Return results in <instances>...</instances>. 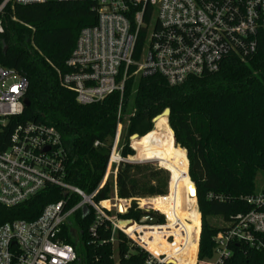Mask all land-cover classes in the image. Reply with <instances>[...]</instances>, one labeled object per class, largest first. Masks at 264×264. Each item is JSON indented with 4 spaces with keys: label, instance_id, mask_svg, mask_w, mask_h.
Instances as JSON below:
<instances>
[{
    "label": "trees",
    "instance_id": "16d2710c",
    "mask_svg": "<svg viewBox=\"0 0 264 264\" xmlns=\"http://www.w3.org/2000/svg\"><path fill=\"white\" fill-rule=\"evenodd\" d=\"M3 1L0 0V5ZM94 6V0H48L26 5L11 1L4 7L0 14L3 28L0 64L26 77V98L30 106L25 107L21 115L9 119L0 132V148L7 146L18 124L53 125L69 149L67 180L91 194L106 170L120 104L123 117L135 110L130 118H122L125 130L121 154L124 157L135 156L129 144L134 134L144 142L169 136L188 152L186 158V152L178 148L182 154L184 180L179 194L182 205L179 214L190 231L191 242L181 248L182 238L173 243L167 241L170 234L177 237L182 234L181 225L175 226L178 217L172 202L156 205L166 212L170 222L167 226L143 229L132 221L121 225L131 235L136 229L143 231L139 239L155 254L174 256L178 264H193L198 248L194 241L198 238L195 227L200 226L201 214L199 259H207L213 254L215 234L225 228L232 216L250 210L251 205L244 197L255 193L257 173L264 170V33L260 35L255 54L245 60L230 56L216 73L190 77L175 86L160 75L130 76L122 97L116 90L102 101L84 106L76 101L75 93L62 84L61 77L69 71L66 60L81 29L97 21ZM142 45L140 40L135 58L139 57ZM134 70L132 67L130 73ZM166 108L171 109L169 118L161 116L153 123V118ZM97 140L104 145L95 147ZM162 173V170H151L148 164L121 163L116 177L117 197L122 200L166 194L167 180ZM190 179L197 187L200 212L191 219V224L185 221L190 209L189 197L193 196L189 190ZM113 187V178H110L95 199H110ZM63 197L59 188L48 186L18 206L0 205V225L17 219L33 220L48 203ZM103 205L110 208L111 202L105 201ZM120 208L124 213L123 204ZM141 214L133 202L126 213L119 215L139 220ZM215 218H221L224 225H215ZM92 220L91 214L84 217L77 214L76 222L64 225L61 238L75 245L71 228H79L78 252L83 264H115L111 257L113 246L109 242L111 228L102 227L92 236L88 232ZM233 249L234 259L229 264H264L261 252L243 244ZM117 252L119 264H144L146 258L144 251L131 248L121 231L117 232Z\"/></svg>",
    "mask_w": 264,
    "mask_h": 264
},
{
    "label": "built area",
    "instance_id": "2783aa9c",
    "mask_svg": "<svg viewBox=\"0 0 264 264\" xmlns=\"http://www.w3.org/2000/svg\"><path fill=\"white\" fill-rule=\"evenodd\" d=\"M11 1L26 5L48 0H4L0 14ZM94 1L97 21L81 29L66 60L69 71L61 77L62 84L72 90L76 101L84 106L100 102L116 90L122 97L130 76L160 75L169 85L175 86L190 77L216 73L230 56L245 60L255 54L260 35L264 33V0ZM2 30L0 21V32ZM140 40L142 49L135 58ZM132 67L135 70L130 73ZM27 90L26 77L0 64V132L11 117L24 112ZM134 114L135 110H131L123 117L120 104L106 170L98 188L91 194L67 180L69 149L56 127L28 122L13 129L7 146L0 148V205L18 206L48 186L59 188L64 197L48 203L33 220L17 219L0 225V264H83L77 247L80 229L74 227L77 230L75 245L61 238L64 225L73 223L71 218L76 214L93 216L88 228L92 236H96L102 227L111 228L109 242L113 246L111 257L115 264H119V254L117 252L116 260L114 254L118 231L125 234L131 248L146 253L144 264H178L174 256L155 254L139 239L144 235L143 231L136 229L133 235L129 234L112 215V208L116 209L117 215L120 213L116 187L120 164L146 162L133 160V155L124 157L121 154L122 118L126 120ZM131 143L132 137L130 146ZM103 145L99 140L94 143L95 147ZM109 178H113L115 197L97 201V192ZM168 194L148 199L143 205L136 198L122 199L125 212L134 200L141 215L150 214L158 218V223L123 221H132L143 229L169 225L166 212L156 208L153 202L158 197L166 199ZM244 199L251 205L250 210L232 216L225 228L215 234L213 254L207 259H199L201 226L195 227L198 238H193L198 248L193 264H229L234 259L233 248L242 244L261 252L264 257V192L247 195ZM105 201L111 202L110 208L103 205ZM193 208L195 214L200 213L196 203ZM185 221L193 222L191 218ZM179 225L180 219H177L175 226ZM183 234L179 237L170 234L167 241L173 243ZM180 246L185 247L181 242Z\"/></svg>",
    "mask_w": 264,
    "mask_h": 264
},
{
    "label": "rangeland",
    "instance_id": "374dc122",
    "mask_svg": "<svg viewBox=\"0 0 264 264\" xmlns=\"http://www.w3.org/2000/svg\"><path fill=\"white\" fill-rule=\"evenodd\" d=\"M168 123H169V121H168ZM153 129H154V126H153ZM124 130H125V124L123 123L121 137H123ZM173 134H174V132H173ZM139 138H142V137H138L134 140L132 138L131 146L135 150V156H133L132 159L136 160V161H146V162H142L140 164H148L150 166L151 170H154V171L155 170H162L163 171L162 177L167 180L166 193L168 194L169 189H170V193L167 195L166 199L158 197V198L154 199L153 202H154L155 206L156 205H162V204H165L168 202L173 203L174 212L177 215L178 219H180L181 231L184 233L182 235V243L186 247L191 242V237H190V231L187 228H185V226L183 225L182 217L179 214L182 210V205H181L180 200H179V194H180V192H182L183 185H184V180H183L182 170H181V160H182L181 155L182 154H181V151L178 149V145L179 146H181V145L177 143L176 139L174 142V140L172 138H169V136H164L162 138L153 139L151 141H146V142L142 141ZM175 143H176V145H175ZM183 149L186 151V158H188L187 157V153H188L187 150L185 148H183ZM188 162H189V159H188ZM190 181L193 182L191 179H190ZM255 185H256L255 193L258 195L262 194L264 192V170L258 171L257 176H256V180H255ZM111 196H113V198L115 197L113 195V193ZM155 197H157V196H148V197H142V198H136V199L143 205V204H145L144 201H147L148 199L155 198ZM193 199H195L193 196L189 197L190 209L185 216V217H188L191 219H193L195 217L194 208L191 207ZM194 201L197 205V198ZM112 202L115 203V200H112ZM131 202H132L131 204H133L134 200H132ZM122 204H123V201H120V205H122ZM118 210L120 212L119 214L126 213V212H124V213L121 212L120 206H118ZM112 215L116 216L120 221L121 220H127V218L124 219L121 217V215H117V211L115 208H112ZM196 216H198V215L196 214ZM71 219L73 220V222H76L77 214H76V216H73ZM164 219L166 221L165 217H164ZM200 222H201V220H200ZM213 223L215 225L220 226V227L224 225V221L221 218H215L213 220ZM200 226H201V224H200ZM200 230H201V228H200ZM185 232H187V233H185ZM186 235L188 236V238ZM188 240H189V242H188ZM78 248H79V244H78ZM114 254H115V260H116L117 259V246L116 245H114Z\"/></svg>",
    "mask_w": 264,
    "mask_h": 264
},
{
    "label": "water",
    "instance_id": "95a60500",
    "mask_svg": "<svg viewBox=\"0 0 264 264\" xmlns=\"http://www.w3.org/2000/svg\"><path fill=\"white\" fill-rule=\"evenodd\" d=\"M24 105H25V107L30 106V101H29L28 98H26V99L24 100ZM170 114H171V109H170V108H166L161 114L155 116V117L153 118V121H152V122L155 123V121H156L158 118H160L161 116H165V117L168 119L169 116H170ZM133 137H139V135H138V134H134V135L132 136V138H133ZM178 146H179V145H178ZM180 147H181V146H180ZM181 148H182V147H181ZM182 149H183V148H182ZM193 185H194V198L196 199V198H197V187H196V185H195L194 182H193ZM124 222H126V221L121 220V221H120V224H121V223H124ZM139 222H140V223L156 224V223H158V218L153 217V216H151L150 214H144V215H141V216H140V218H139ZM71 232H72L73 236H75L76 233H77L76 228H74V227L71 228Z\"/></svg>",
    "mask_w": 264,
    "mask_h": 264
},
{
    "label": "bare ground",
    "instance_id": "6f19581e",
    "mask_svg": "<svg viewBox=\"0 0 264 264\" xmlns=\"http://www.w3.org/2000/svg\"><path fill=\"white\" fill-rule=\"evenodd\" d=\"M134 138V137H133ZM135 138H138V137H135ZM151 141V140H150ZM178 148H180L181 150H184V149H182L180 146H178ZM185 151V150H184ZM186 152V151H185ZM189 190H190V192L193 194V197H194V185H193V182H191L190 183V185H189ZM120 201H123V200H120ZM119 201V202H120ZM124 202V201H123ZM130 234V233H129Z\"/></svg>",
    "mask_w": 264,
    "mask_h": 264
}]
</instances>
